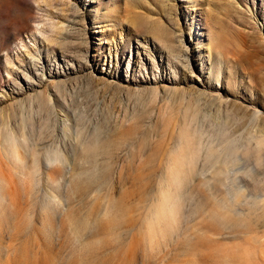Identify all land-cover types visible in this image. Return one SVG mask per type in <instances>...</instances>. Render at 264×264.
<instances>
[{
	"label": "rangeland",
	"instance_id": "obj_1",
	"mask_svg": "<svg viewBox=\"0 0 264 264\" xmlns=\"http://www.w3.org/2000/svg\"><path fill=\"white\" fill-rule=\"evenodd\" d=\"M0 264H264V0H0Z\"/></svg>",
	"mask_w": 264,
	"mask_h": 264
}]
</instances>
